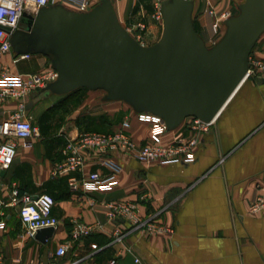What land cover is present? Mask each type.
<instances>
[{
    "label": "crops",
    "instance_id": "obj_1",
    "mask_svg": "<svg viewBox=\"0 0 264 264\" xmlns=\"http://www.w3.org/2000/svg\"><path fill=\"white\" fill-rule=\"evenodd\" d=\"M241 1L192 0L195 28L207 45L211 38L205 8L211 5L217 14L233 15ZM112 2L120 22L125 23L135 2ZM158 32L155 25L147 24V36L154 38ZM254 61L264 62V33L249 55L248 63L253 66ZM50 67L42 54H0V75L38 73ZM97 91L84 93L60 129L48 128L60 131L61 137L38 136L32 147L26 148L22 140L8 135L17 153L2 174V200L8 202L13 186L20 194L32 197L48 193L54 199L52 214L59 223L44 241L28 237L18 213L13 216L17 208L4 206V215L0 214V264H110L112 259L116 264H264V212L249 213L251 203L264 192V78L253 74L242 82L211 130L201 136L193 160L141 163L132 153L88 152L84 168L70 176L80 180L89 171L106 176L111 169L101 158L110 157L122 168L116 184L105 191L73 189L69 175L52 176L55 163L63 159V140L85 132L109 134L126 120V132L136 145L142 146L149 139L150 125L137 121L136 111L123 101L105 100V93ZM31 93L25 99V110L33 99ZM62 96L50 95L26 110L32 124L36 126L34 118L45 117ZM18 102L12 98L0 102V123H10ZM187 122L184 119L176 128L166 129L163 143L189 138L192 132ZM110 202L135 205L141 218H151L163 230L146 235L126 220H109ZM76 223L91 225L95 231L73 240L71 231ZM116 231L122 238L110 244ZM64 244L68 248L61 255Z\"/></svg>",
    "mask_w": 264,
    "mask_h": 264
},
{
    "label": "water",
    "instance_id": "obj_2",
    "mask_svg": "<svg viewBox=\"0 0 264 264\" xmlns=\"http://www.w3.org/2000/svg\"><path fill=\"white\" fill-rule=\"evenodd\" d=\"M158 1L162 31L151 45L123 27L112 0H98L87 10L48 4L24 14L26 26L10 34L12 51L45 55L57 72L54 81L32 91L26 110L50 95L87 88L103 90L105 100L123 101L137 113L159 116L167 130L190 116L216 118L245 80L249 55L264 33V0L238 3L212 45L194 27L192 0ZM53 232L42 228L35 238L44 241Z\"/></svg>",
    "mask_w": 264,
    "mask_h": 264
},
{
    "label": "built area",
    "instance_id": "obj_3",
    "mask_svg": "<svg viewBox=\"0 0 264 264\" xmlns=\"http://www.w3.org/2000/svg\"><path fill=\"white\" fill-rule=\"evenodd\" d=\"M98 0H0V54L12 51L10 34L18 28L20 20L24 14L35 15L38 9L48 4L62 3L67 6L87 10L96 4ZM206 26L214 44L223 34L224 27L222 21L230 14L223 12L217 14L211 5L205 8ZM154 17L162 22L160 3L156 0V10ZM135 39L143 44V38L136 35L133 29L121 23ZM139 29H144L142 24ZM144 45V44H143ZM28 55H20L27 57ZM257 75L264 78V62L254 61L253 66L249 64L246 77ZM57 78V72L52 68L45 69L38 73L0 75V102L6 98L18 100V107L10 115V123H0V172L8 170L13 163L17 153L14 141L9 140L8 135L23 141L26 148H31L33 140L39 136L38 128L32 124L31 117L25 110V99L27 95L37 89L44 88L49 82ZM135 118L141 123L150 125L148 142L142 146L136 145L130 135L126 132L129 121L126 120L121 128L109 134L97 132H85L69 137L62 147L63 159L55 163L52 169V176L69 175V184L73 189L81 188L84 191H105L111 189L117 180V174L121 171V166L112 158H101V163L111 169L106 176H101L97 171H89L77 180L72 173L81 171L86 163V154L94 152L106 155L109 153H132L137 161L141 163H166L169 161H185L194 159V149L200 142L203 134L208 133L213 127L216 118L209 122H204L195 117H187L188 127L192 135L187 139H175L166 145L162 141V135L166 131L163 120L150 113H135ZM2 190V175L0 173V193ZM16 207L19 220L23 226L24 234L34 237L39 229L46 227H56L58 219L52 214L54 199L48 193H40L33 198L27 193H19L16 186L10 190V198L4 203L0 194V214L4 215L3 207ZM108 217L111 221L126 220L134 229L140 230L146 235L160 232L163 229L151 219L141 218L133 204L124 202H110L108 204ZM264 212V192L259 193L249 206V213L258 214ZM95 231V227L84 223H76L71 231L73 240L88 236ZM122 233L116 231L114 239L110 242L120 241ZM96 248L95 244L91 245ZM68 244H64L59 254H64ZM135 261H139L135 259ZM110 264H116L111 260Z\"/></svg>",
    "mask_w": 264,
    "mask_h": 264
},
{
    "label": "rangeland",
    "instance_id": "obj_4",
    "mask_svg": "<svg viewBox=\"0 0 264 264\" xmlns=\"http://www.w3.org/2000/svg\"><path fill=\"white\" fill-rule=\"evenodd\" d=\"M134 3L131 4L130 7V15H128V18L125 20V24L127 27L130 29H133L134 33L136 35H140L143 38V44L144 45H151L154 42H156L162 31V22H159L155 19L154 17V12L156 10V0H132ZM153 24L155 25L156 28L159 29V32L156 37L152 38L146 35V28L147 24ZM142 24L144 26V29H139L138 25ZM26 26V21L25 20H20L18 24V28L25 27ZM225 28V26L223 25ZM212 45L211 43H209ZM87 93V92H84ZM96 93H105L103 90H99ZM75 106H66L63 107V109H56L53 108L49 114H47L45 117H35V125L39 128V136L40 138L43 137H52L55 136L53 134H57L58 137L62 135V133L57 132H52L49 131L48 128H53V129H60L65 123H67V119L65 120V116H69L72 111H74ZM49 133V134H48ZM64 142L67 141L63 140ZM13 216L17 217V212L13 211Z\"/></svg>",
    "mask_w": 264,
    "mask_h": 264
},
{
    "label": "trees",
    "instance_id": "obj_5",
    "mask_svg": "<svg viewBox=\"0 0 264 264\" xmlns=\"http://www.w3.org/2000/svg\"><path fill=\"white\" fill-rule=\"evenodd\" d=\"M194 27H195V24H194ZM196 29V28H195ZM48 60H49V63H50V59L49 57H47ZM51 66V64H50ZM88 89L87 88H78L68 94H65L64 96H62V98H60V100H58L50 109L49 111L45 114H49V112H51V110L53 108H56V109H63V107H66V106H70L69 103H74L73 106H75L76 104H78L80 101H81V98L83 97L84 95V92H86Z\"/></svg>",
    "mask_w": 264,
    "mask_h": 264
}]
</instances>
